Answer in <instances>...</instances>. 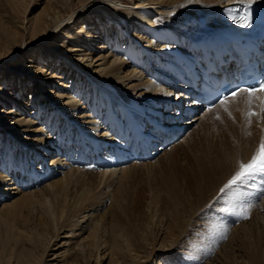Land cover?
Segmentation results:
<instances>
[{
	"label": "bare ground",
	"instance_id": "obj_1",
	"mask_svg": "<svg viewBox=\"0 0 264 264\" xmlns=\"http://www.w3.org/2000/svg\"><path fill=\"white\" fill-rule=\"evenodd\" d=\"M74 1L48 0V4L42 12L37 14L31 26L22 27L25 28V34H20L13 29L8 35L0 36V62L3 61L0 66L7 68L6 73L0 76V126L7 128V131L3 133V143L0 134V264H77L81 258L87 260L85 264H88V260L94 257V264H100L103 257L104 259L110 258L111 264H122L125 256H127V260L132 261V264H138V255L134 254L133 250L137 249L138 245L144 246L149 237V229L151 233L156 234L158 231L163 233L164 228L167 230V234L165 242L161 243V246L165 248L161 250L170 251L168 254L171 255L176 251L173 246H179L181 241H184L183 247L185 248L188 242L186 239L188 229L191 228V225L196 227L200 223L196 221L198 210L206 205L226 180L230 179L234 172L233 168L238 162L239 152L243 158L250 157L251 149L257 148L259 143V138L255 139V136L242 140L240 137L243 136L238 134L232 150L224 155V163L216 167L200 160L197 154H191L195 160V166L193 165L194 167L189 172V177L193 179L188 182V185L190 183L197 184L199 187L194 186L174 197L173 203L171 202L174 207L170 214L167 213L164 217L162 215L163 218L158 220L155 217L154 220L150 216L149 221L145 219L146 222L139 224L138 227L135 222L137 228H132L129 231H126L125 229L129 228L123 225L120 220H116L117 216H114L112 221L114 244L106 240L102 242L103 220L101 221L100 218L95 220L94 212L101 210L104 203L111 202L108 199L110 194L102 190L99 195H92L90 198L87 194L91 193L89 190H92L90 189L92 187L91 182H87L89 179L87 174L92 173L85 171L81 173L80 169L71 166L67 169L68 163L65 160L68 158L65 157L70 150L69 144L73 143L72 140L75 136L81 134L78 124V126L76 125L77 130H74L72 134L71 129L67 126L69 118L75 116V119H79L80 121L76 120V123L81 122L84 125L83 129L89 131L91 135L100 133L99 139H94L92 136L89 138L91 146L97 152L96 155H93L91 166L93 169L91 170L98 172L96 175L100 173L102 178L107 175L115 176L117 173H125L133 165L138 168L145 167L170 153L171 151H166L160 155L161 151L170 149L174 143L168 149L160 150L158 154L160 156L155 161L151 160L152 162L146 163L136 161L128 164L130 166L122 167L120 165L125 160H129L134 152L129 150V143L121 141L122 139L119 137H126L135 132L138 144L141 143L148 147L155 144L157 138L152 135L151 129L147 133H142L144 123L147 120L159 121V115L164 118L167 117V114H172V118L176 116L170 110L162 113L161 109L165 106L171 108L170 102H173L176 93L178 94L179 89L183 87V79L176 72L179 69L181 56L189 58L192 55V40L203 35L202 30L201 34L197 36L202 28L215 27L214 23L205 19L217 15L219 9L238 0H128L129 5L119 0H80L77 1L80 5L77 10L74 9ZM169 23L177 24L174 25L177 28L170 26ZM76 24L77 27H69ZM161 24L163 25L161 26ZM64 27L70 29L62 32L69 43L67 52L71 58L75 59L72 62L69 60L68 63L63 59H58L60 56H55L53 62L57 66L63 67V70L59 69L58 72L47 63L39 64L32 55L40 56V52H35L44 44L56 48L55 41L59 39L57 32ZM1 32L5 33L4 27ZM128 37L129 40L126 39ZM28 39L33 42H28ZM143 43L146 45H141ZM30 44L34 45L30 46ZM28 45L30 47L26 48ZM127 50L129 51L127 52ZM177 50L180 51V56ZM18 58L25 59L27 65L22 67L19 65L21 62L19 60L16 61L18 66L16 64L12 67L9 66L8 61H15ZM85 58L86 60H84ZM129 63L132 65L131 70L124 73L123 69ZM151 67L159 69L152 70ZM13 68L21 70H13ZM24 71L29 74V77H20ZM146 73L148 79H146ZM13 76L16 79L15 84ZM71 76L76 81H84L85 86L77 87V83L69 85L65 80ZM55 78H58L56 83L60 86L59 89L56 87L43 88L53 82ZM31 80H35L34 85H38V82L42 84L40 89L37 86L35 88L45 90V95L48 97L46 99H50L49 102L43 101L40 104V99L38 103L41 97L37 90L30 94L29 92L26 95L23 94V91L28 88L26 86L32 82ZM133 81H139L145 92L138 94L137 91L130 90L136 86L130 85ZM166 82L170 83L169 88ZM13 84L14 86L19 85L23 91H20L19 94L12 91ZM127 85L129 86L127 87ZM7 97L11 98L12 107L5 106L9 100ZM52 103L56 107H53ZM232 104H240L247 111L246 97L243 95L230 103V105ZM55 109H61L62 119L56 115ZM78 109H82V111L77 113ZM42 110V117L46 120L44 124L37 120V116ZM220 111H223V108L215 106L212 111L208 110L203 115H197V118L194 119V121L203 120L204 140H207L212 133L207 116L214 113L219 114ZM182 115L185 116L184 113ZM145 117L146 120H144ZM253 118L256 119L253 124L262 129L249 127L251 133L254 132L256 135L260 130L258 134L262 133L264 137V121L256 117ZM258 121L261 125L258 124ZM35 124H39V126L33 129L32 126ZM51 124L52 126L48 127ZM105 124L107 125L105 126ZM175 125L182 126L181 121H176ZM54 128H56L54 132L58 131L59 133L54 135L51 141L50 131ZM65 131L71 134H66ZM39 132L42 133V136L35 139L30 137L31 133ZM22 133V138L35 141L36 144L22 141ZM193 133L194 130L189 132L183 140L187 141ZM214 143H216L215 139L208 143V147H212ZM108 144H114V147L108 150ZM245 144L249 149L244 152L241 149ZM13 147L17 148V156L21 157L22 163L26 162L25 166L21 164L20 169L16 168L17 163L14 162L17 156L13 155L11 150ZM136 148L138 149V146ZM26 150L28 153L23 159L21 155ZM4 151H7L5 155ZM30 151L34 152V157L29 153ZM213 151L209 149L205 153L211 154ZM216 155L219 154L216 153L214 156ZM36 158L41 161L35 164ZM7 161H9L8 164H6ZM37 165H41L39 169L43 171L42 175L48 173L47 177H42L44 182L35 189H29L22 181V185L25 186L21 188L19 184L21 178L18 177L17 170H20L22 176L24 175L23 171L33 174V171H37ZM59 168L67 169V179L54 178L55 175L57 178L59 177V172L56 171ZM94 168L97 169L94 170ZM14 170L16 171L15 182L12 181L14 179L11 175ZM54 171L57 173L54 174ZM76 172H79V177H76ZM39 175L37 179L40 178ZM123 177L125 178V176ZM120 179L116 178V180ZM71 180L75 185L74 189L68 185ZM76 189H85V194L73 199L71 193ZM3 197H7L4 204L1 202ZM233 206L235 205L233 204ZM30 208L36 211L35 214L37 213V217L39 216V221L31 226L26 225L27 227L19 228L14 223L15 218L20 216L24 209ZM230 208L235 209L234 207ZM263 209L264 199L260 203L259 210L255 213L254 210L252 211L251 219L240 223L234 230L235 232L242 229L244 233H250V239L251 237H253V241L255 238L257 239L255 244L251 243L255 245L253 249H256L254 252L253 249L251 251L253 259H248H255L254 261L258 264H264V213L260 211ZM33 214L30 213V215ZM161 225L167 226L161 230ZM3 227L8 228L4 234L1 233ZM124 232L127 233V240L124 239ZM82 233H88L87 240H81ZM62 239H66V241L60 244ZM248 242L249 240L245 243ZM152 243L155 245L156 242L153 240ZM55 248L58 249V252L47 260V254ZM225 249V246H222L219 253H222V250L225 253ZM101 250H104V254ZM231 254L227 255L228 259L232 257ZM248 254H250L249 251ZM252 260L251 263L254 262ZM209 264L215 263L210 261Z\"/></svg>",
	"mask_w": 264,
	"mask_h": 264
},
{
	"label": "rangeland",
	"instance_id": "obj_2",
	"mask_svg": "<svg viewBox=\"0 0 264 264\" xmlns=\"http://www.w3.org/2000/svg\"><path fill=\"white\" fill-rule=\"evenodd\" d=\"M47 1L48 0H0V36H3L4 34L8 35V33H11L13 29H14V31L20 32V34L21 33L25 34V32H24L25 28H22V27L23 26L24 27L25 26L26 27L31 26L33 21H35V17L37 16V14L39 12H42L43 8H45L46 4H48ZM77 1H80V0L74 1V5H75L74 9L75 10L80 8V5H78ZM119 1L123 2L124 4L127 3V5H129L128 0H119ZM169 24H170V26L177 25V24L172 25L171 23H169ZM162 25L163 24H161V26ZM74 26L77 27V24L71 25L69 27L72 28ZM3 27L5 29V33L1 32ZM174 28L176 29L177 27L174 26ZM66 30H70V29H68V28L66 29L64 27L60 31L57 32V36L59 37V39L57 41H55L56 48H54L53 46L44 44L40 47V49L37 50V52H35V53L40 52L41 53L40 56H37L36 54L32 55L38 61L39 64L47 63L49 66L54 68V70L58 71L59 69L63 70V67L57 66L53 62V59L55 56H60L58 59H63L65 61H67L68 63H69V60L71 62L74 61L75 58L74 57L71 58L70 54L67 52L69 43L66 41V38H64V36L62 35L63 34L62 32L66 31ZM202 30H204V29H201L199 31V33L197 34V36H199L201 34ZM179 35H182V34H179ZM27 41L30 42L31 40L28 39ZM32 42H30V43H32ZM34 44H30V46H32ZM30 46L28 45V47H26V48H29ZM44 46H45V48H44ZM95 51H97V50H95ZM177 51H178L177 52L178 55L180 56V51L179 50H177ZM93 55H95V54H93ZM93 55H91V56H93ZM61 57H63V58H61ZM86 58L84 60H86ZM19 60H21L19 65H21L22 67H25V65H27V62H25V59H20V58L16 59L15 61H8V64H10L9 66L12 67ZM2 62L3 61H1L0 64H2ZM16 65L18 66V64H16ZM151 66H152V64H151ZM154 66H156V65H154ZM131 67H132V65L130 63L127 64L126 67L123 69V72L126 73L127 71L131 70ZM149 67H150V65H149ZM14 69L21 70L18 68H13V70ZM151 69L155 70L157 68L151 67ZM6 71H7L6 66H0V76H3L6 73ZM23 76L29 77V74L25 73V71H24L20 77H23ZM13 79H14L13 82L15 84L16 79L14 76H13ZM146 79H148L147 73H146ZM57 80H58V78L53 79V82L48 83V85L46 87H43V88L47 89V88L56 87L57 89H59L60 86L57 85V83H56ZM67 80H65V81L68 82L69 85H71V84L74 85V83H77L76 84L77 87H80L81 85L85 86L83 84L84 81H79V80L76 81L75 79H73V76L67 78ZM34 81H32L28 86H26L28 88H26L25 91H23L22 88L19 87V85L14 86V84L11 86V90L17 94H19L20 91H23L24 95H26L28 92L30 94V92L37 90V92L39 93V96L41 97V98H39L38 103L40 102V99H41L40 104H42L43 101L49 102L50 99H46L47 96L45 95V90H38L37 88H35V86H37L40 89L42 87V84H40V82H38V85L37 84L34 85ZM140 84L141 83L139 81L131 82V84H130L131 86H134V85H136V86L133 88H130V90H133L135 92L137 91L138 94L144 93L145 90H142V87ZM128 86L129 85H127V87ZM61 91H63V90L61 89ZM14 92H12V93L14 94ZM17 94H15V95H17ZM15 95H14V97H15ZM7 98L9 100H7V103L5 104V106L6 107H12L13 102H12L11 98L10 97H7ZM67 99H65V101H67ZM52 106L56 107L54 103H52ZM234 107H236V108H234ZM161 110H162V113H164L166 110H170V108H166V106H165ZM229 110L232 112V117H234L235 120L233 118H230L228 116L227 112H225L224 110L220 111L219 114L214 113V114L207 116V118L209 117L208 118L209 120L207 122L212 128V133L208 136L207 140L203 139V134H204V130H203V126H202L203 120H201V121L196 120L191 125H189V128L186 131V134L178 143L173 144V146L168 150L161 151L160 155L164 154V152H166V151H171L170 153H168L167 155H165L164 157L159 159L157 162H153L150 165H146L145 167L141 166L138 168V167H135L134 165L133 166L131 165L132 167L129 168L128 171H126L127 173L126 172L125 173H117L115 176L107 175V176H104L105 180H103L104 178L100 177V173L98 175H96V173H98V172L91 170V169H93V167L87 168L90 170L83 169V168L78 167V166L72 167V168L80 169L81 171H79V170L78 171L81 173H83L84 171L86 173L87 172L92 173V174H87V176L89 178L87 182H91V187H92V188H90L92 190L87 189L91 192L90 194H87L88 196H90V198L92 195H95V196L99 195L102 190H104L105 192H108L110 194L108 199H109V201L111 200V202H108L107 204L104 203L103 206H101V210H99L98 212H94V215H95L94 219L95 220H97V218H100L101 221L103 220L104 228L102 230V242H103V240H106L107 242L111 241L114 244V241H113L114 232H113V228H112V221H113L114 216H117L116 220H120V222L123 225H125L126 227L129 228V229H125V230L129 231L132 228L133 229L137 228L139 224H141L145 221V219H147V221H149L150 216H152V219L155 220V218H156V220H158L159 218H163L164 215H167V213L170 214V212H172V210H173L172 207H174L173 205H171L173 203L174 197H177L179 193L184 192L185 190L192 189L194 186L199 187L197 184H191L190 183L188 185V182L193 179V178L189 177V172L195 166L194 165L195 160L193 159V156H191V154L192 155H193V153L195 155L197 154V156L200 160L205 161L211 165H214V167H216L219 164L224 163V161H225L224 155L226 153H228V151L232 150V148L234 146V140L236 137H238L237 136L238 134L240 136H243V137H240L242 140L250 139L251 137L255 136V139L259 138V140L258 139L257 140H258V142H260L261 137H263L262 133H261V135L258 134L260 130L257 131V134L255 135V133L254 132L251 133V129H249V127L260 128V127L253 124V122L256 119L252 118L251 125L249 126V124L245 118V115H244L246 110L240 104L230 105ZM60 111H61V109H59V110L55 109L56 115H59L60 119H62V114ZM81 111H82V109H78L77 113H79ZM235 114H237V115H235ZM42 115H43V110L41 112H39V114L37 116V118H38L37 120L40 123L44 124V121H46V120L44 119V117H42ZM217 116H219L220 119H217L216 118ZM158 117H163V116L159 115ZM75 118H76L75 116L70 117L68 120V124H67L69 129H71L72 134L74 133L73 132L74 130H77L76 125L78 124L80 126L79 131L81 133L83 132L84 134H89L88 136H92L94 139L100 138L98 136L100 133H98L96 135H94V134L91 135V133L89 131H86L85 129H83L84 125H82L81 122L76 123V120H78V121H80V120L75 119ZM203 118H206V117H203ZM236 119L238 120V122ZM258 124L261 125V123L259 121H258ZM106 125L107 124H105V126ZM38 126H39V124H35L32 126V128L35 129ZM49 126H52V124L48 125V127ZM244 128L246 129L245 131H244ZM55 129L56 128H54L50 131L51 141H52V137L54 135H57V133H59L58 131L54 132ZM260 129H262V128H260ZM192 130H194L193 135L190 138H188L187 141H184L183 139H185V137ZM5 131H7V128L1 127L0 134H1V142L2 143H3V137H4L3 133ZM48 131H49V129L47 130V132ZM65 132H66V134H71L68 131H65ZM22 135H23V133L21 134V138H22ZM39 136H42V133L39 132L37 134L36 133L30 134V137L34 138V139L39 137ZM22 139H23L22 141H24L25 143L36 144L35 141H32V140L28 141L24 138H22ZM214 139L216 140V143H218V145H216V143H214V145H212V147H208V143H210V141H214ZM258 145H259V143H258ZM209 149H212L214 151L211 154H206L205 152ZM246 149H249V147H247L245 144L244 148H242L241 150H243L245 152ZM11 150L13 151V155L17 156V154H18L17 148L13 147ZM255 150H256V148L251 149L250 157H252V154H254ZM51 151H53V149H51ZM6 153H7V151H4L3 154L5 155ZM27 153H28V150L23 152V155H21L23 159H24V157H26ZM29 153H31L32 155L34 154V152H31V151ZM69 153H71V152H69ZM216 153H218L219 155L214 156ZM160 155H157V157H155V159L152 161H155ZM33 157H34V155H33ZM250 157L248 156L247 157L248 159L246 157H244V158H246V159H244L243 157H241V152H239V155L237 157L238 162L236 164V167L233 168L234 172L231 174V177L236 173V171H238L239 162L247 163L251 159ZM49 160H50V158H49ZM221 161H223V162H221ZM10 162H12V161H10ZM14 162L17 163L18 166H20V163H22L21 157L20 156L15 157ZM38 162H39V159L36 158L35 164ZM8 163H9V161L6 162V164H8ZM128 166H130V165H128ZM89 167H91V166H89ZM68 168H71V167H68ZM67 169H61V168L57 169L56 171L59 172L58 173L59 177L57 178L55 175L54 178H56V179L63 178L64 180L67 179L68 178V176L66 177ZM95 169H97V168H94V170ZM37 171H39L41 173L39 176H41L43 174V171H41L38 168H37ZM79 172H76V177H79ZM55 173H57V172L54 171V174ZM13 174H15V170H14V173L12 172V174H11L13 179H14L12 181L15 182L16 180H15V176ZM33 174H34V171H33ZM123 176H125V178ZM111 177L112 178L116 177L117 179L118 178H121V179L116 180V178L112 179ZM231 177H230V179H231ZM108 178H110V179H108ZM122 178H123V180H122ZM98 179H99V181H98ZM229 180H226L223 183L222 187ZM25 182H26L25 184H27V183L31 184V186L27 185V188H29V189H31V188L35 189L36 186L38 185V183L36 181H32L33 182L32 183V182L27 181L25 179ZM100 182H101V184H100ZM68 185H70L71 189L75 188V185H74L72 180L70 181V183H68ZM252 185L259 186V185H263V184L261 182H259V177H257L255 182L251 183L250 185H246L244 188L239 190V194L235 197L236 199H234L232 196L225 197V200L227 202H224L223 200L220 199V197H221L220 189L222 187H220L218 191H215L216 194L214 193L213 196L211 197V199L209 201H207L206 205L203 208H201L200 210H198L199 212H197V216H196V217H198V219L196 221L197 222L199 221L200 223L196 227L191 225V228L188 229L189 230V231H187L188 234L186 233L187 234L186 239L188 242L186 243L185 248L183 247L184 241H181L179 246L178 245L173 246V249H176V251L177 250L178 251L177 252L175 251L171 255L168 254L170 251H162L161 250V249L165 248V247L161 246V243L165 242L164 239L166 238L167 230L164 227H166L167 225H161L160 226L162 228L161 230H163V228H164L165 232L163 231V233H162V231L161 232L158 231V233H156V234L151 233L150 229H149V232H148L149 237L146 240L144 246L138 245L137 249L133 250V253L138 255V257H137L138 264H159V263L160 264H209L210 261H213L215 264H231V262H232V264L233 263L234 264H236V263L237 264H254V262H256V261H254L255 259L252 260L253 256H251V255L253 254L254 250H256V249H253V247L255 248V245H253V244H255L254 242L257 241V239L255 238L253 241V237H251V239L249 238L250 233H244V230L242 231V229H241V231L238 230V231L234 232V230H236V228L239 226L240 223H243V222L247 221L248 219L240 221V219H237L235 216L231 215V213L233 212L234 209L230 208V207L238 208V206H240L239 204H241V203L242 204L243 203L244 204H250L251 203V205L253 206L251 209V214H250L251 216H253L252 215L253 210H254V213H255V211L259 210L260 203L264 199V195H262L260 193L256 194V195H254L253 193H251V194L247 193L246 188H248L249 186H252ZM84 191H85V189H76L71 193V195L73 196V199H76L80 195L85 194ZM252 196H254V197H252ZM256 197L259 200H254ZM6 198H4V197L1 198L2 204H4V202H6L5 201ZM251 199H253V200H251ZM248 200H251V201L248 202ZM233 204L236 207L233 206ZM28 211H32V212H28ZM33 211L34 210H32V208H30L28 210L24 209L20 213L21 215L19 214L20 216L15 218V220H14L15 225L19 226V228H24L26 225L31 226L34 223H37L39 221V216L37 217V213L35 214L36 211H34V212ZM260 211H262L261 213H264V209L260 210ZM30 213H32V214L34 213V214L30 215ZM162 215H163V217H162ZM198 215H200V216H198ZM33 216H34V218H33ZM170 218H172V215H170ZM135 222H136L137 227L135 225ZM214 224L218 225V229H217L216 233H211L209 231V229ZM254 227H256V226H254ZM6 229H8V228L3 227L1 230V233L4 234L6 232ZM124 233H125L124 239L127 240V235H126L127 233L126 232H124ZM152 235H156V236H152ZM87 236H88V233H82L81 240H84V241L87 240ZM194 236L196 237V239ZM254 236H255V234H254ZM246 237H247V239L249 238L248 243H245L248 241L246 239ZM153 240L156 242L155 245L152 243ZM65 241H66V239H62L60 244H62ZM252 242H253V244H251ZM226 244H229V245H226ZM247 244H248V246H246ZM263 244H264V240H263ZM222 246H225V248H226L225 253L223 250H222V253H219ZM247 247H249V248H247ZM14 248H16V247H14ZM147 248H149V249H147ZM263 248H264V246H263ZM157 249H159V250L155 253V251ZM252 249H253V252H251ZM57 250H58L57 248H55L54 250H51L46 256V258L48 257L47 260L54 257L56 252H58ZM246 250H248L250 254H248V251H246ZM101 251L104 254V250H101ZM220 254L223 256H221ZM228 254L229 255L231 254V256H232L230 259H228L229 257H227ZM140 256H142V257L139 258ZM248 258L249 259L252 258L251 260H252V262L253 261L254 262L251 263V260H249ZM93 259L90 258V260H88V264H94L95 257ZM85 261H87V260H84L81 258L77 264H85ZM122 262H123L122 264H132L131 260H127V256L124 257ZM100 264H111L110 258L107 259V257H106L104 259V257H103V260H102V262H100ZM255 264H258V262H256Z\"/></svg>",
	"mask_w": 264,
	"mask_h": 264
},
{
	"label": "snow or ice",
	"instance_id": "obj_3",
	"mask_svg": "<svg viewBox=\"0 0 264 264\" xmlns=\"http://www.w3.org/2000/svg\"><path fill=\"white\" fill-rule=\"evenodd\" d=\"M238 2L244 6V14L242 16H236L233 14L236 9L228 8L225 10V15L243 27H251L252 18L248 10L251 9L256 0H238ZM242 95L246 97L247 111L244 115L249 126L251 125L253 117L264 121V80L257 82L255 85L241 86L233 89L219 97L216 106L222 107L228 116L234 119L232 112L229 110V106L231 102L236 101ZM212 110V108H209V111ZM216 118L220 119L219 116ZM257 177L264 178V137H261L259 145L251 159L247 163L239 162L238 171L220 189V199L227 202L225 197L232 196L235 198L239 194L240 189L255 182ZM261 191L264 192V187H262ZM252 207L251 204H240L238 208L233 210L231 215L240 220L250 219ZM217 229L218 225L214 224L209 231L216 233Z\"/></svg>",
	"mask_w": 264,
	"mask_h": 264
}]
</instances>
